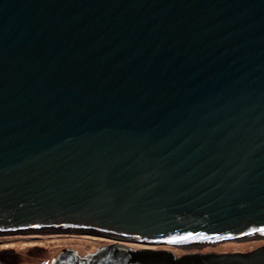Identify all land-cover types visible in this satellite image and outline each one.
<instances>
[{
	"label": "water",
	"instance_id": "1",
	"mask_svg": "<svg viewBox=\"0 0 264 264\" xmlns=\"http://www.w3.org/2000/svg\"><path fill=\"white\" fill-rule=\"evenodd\" d=\"M25 230L112 242L51 264H264L130 246L264 238V0H0V234Z\"/></svg>",
	"mask_w": 264,
	"mask_h": 264
},
{
	"label": "rangeland",
	"instance_id": "2",
	"mask_svg": "<svg viewBox=\"0 0 264 264\" xmlns=\"http://www.w3.org/2000/svg\"><path fill=\"white\" fill-rule=\"evenodd\" d=\"M111 244L112 242L94 236L63 232L48 233L38 230H25L7 235L0 234V264H51L52 260L63 250H76L80 256L84 257ZM130 246L142 249H168L177 256L195 252L234 254L250 253L264 247V238L261 240L250 238L226 241L206 245L201 250H196V248H155L143 245Z\"/></svg>",
	"mask_w": 264,
	"mask_h": 264
},
{
	"label": "bare ground",
	"instance_id": "3",
	"mask_svg": "<svg viewBox=\"0 0 264 264\" xmlns=\"http://www.w3.org/2000/svg\"><path fill=\"white\" fill-rule=\"evenodd\" d=\"M202 240H206V241H210L211 239L209 238V237H201V238H198V240L197 241H201L202 242ZM197 253H199V252H196V254ZM17 260V259H16ZM18 261V260H17Z\"/></svg>",
	"mask_w": 264,
	"mask_h": 264
},
{
	"label": "trees",
	"instance_id": "4",
	"mask_svg": "<svg viewBox=\"0 0 264 264\" xmlns=\"http://www.w3.org/2000/svg\"><path fill=\"white\" fill-rule=\"evenodd\" d=\"M261 239H263V238H261ZM261 239H258V240H261ZM254 240H256V239H254ZM198 250V249H197Z\"/></svg>",
	"mask_w": 264,
	"mask_h": 264
},
{
	"label": "flooded vegetation",
	"instance_id": "5",
	"mask_svg": "<svg viewBox=\"0 0 264 264\" xmlns=\"http://www.w3.org/2000/svg\"><path fill=\"white\" fill-rule=\"evenodd\" d=\"M198 250H201V249H198Z\"/></svg>",
	"mask_w": 264,
	"mask_h": 264
}]
</instances>
